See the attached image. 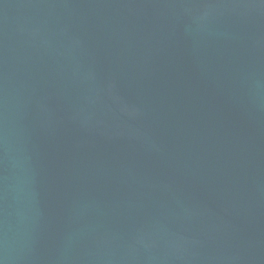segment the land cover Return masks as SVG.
<instances>
[{
  "label": "water",
  "instance_id": "obj_1",
  "mask_svg": "<svg viewBox=\"0 0 264 264\" xmlns=\"http://www.w3.org/2000/svg\"><path fill=\"white\" fill-rule=\"evenodd\" d=\"M0 264H264V0H0Z\"/></svg>",
  "mask_w": 264,
  "mask_h": 264
}]
</instances>
